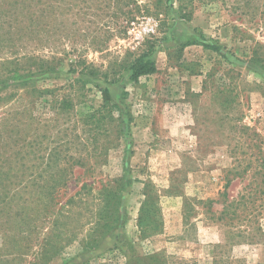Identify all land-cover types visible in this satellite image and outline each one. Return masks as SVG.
Returning <instances> with one entry per match:
<instances>
[{"label": "rangeland", "instance_id": "obj_1", "mask_svg": "<svg viewBox=\"0 0 264 264\" xmlns=\"http://www.w3.org/2000/svg\"><path fill=\"white\" fill-rule=\"evenodd\" d=\"M255 55L264 0H0V264H264Z\"/></svg>", "mask_w": 264, "mask_h": 264}, {"label": "trees", "instance_id": "obj_2", "mask_svg": "<svg viewBox=\"0 0 264 264\" xmlns=\"http://www.w3.org/2000/svg\"><path fill=\"white\" fill-rule=\"evenodd\" d=\"M208 48H211L215 51H220V46L215 44H206ZM263 58L260 55H255L252 58L253 62H257L264 67V62L262 60ZM130 70V78L133 81H138L140 77L145 75L153 74L157 71V65L155 60L150 57L149 54L143 53L139 55L129 66ZM104 100L106 102L112 101V94L109 87L101 88ZM117 105V104H114ZM230 184V180L228 182V185ZM147 199L143 202L141 208H140V215H139V228L143 235H146L148 231H151L154 226L151 224V218L153 217L152 211L150 208V201L153 196L151 194H145ZM120 196L116 191H108L106 193V198L102 199L106 202V207H109V204L111 203V208L108 210L109 214L106 215L103 214L101 216L99 222H98V228L97 233L94 236V240H89L84 242V248L91 249L96 246H98L103 238H105L111 231L117 229V225L119 223V213L121 211L120 209V202H119ZM114 202V204H113ZM154 255H150L149 258H154ZM157 256V255H156ZM143 260V257H139V262ZM140 264V263H138Z\"/></svg>", "mask_w": 264, "mask_h": 264}]
</instances>
